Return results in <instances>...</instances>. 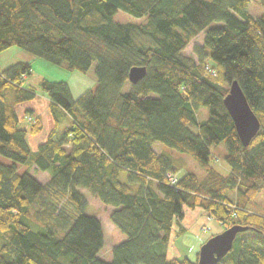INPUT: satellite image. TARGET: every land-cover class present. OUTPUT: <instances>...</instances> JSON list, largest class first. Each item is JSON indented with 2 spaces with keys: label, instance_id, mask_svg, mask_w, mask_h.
Masks as SVG:
<instances>
[{
  "label": "trees",
  "instance_id": "1",
  "mask_svg": "<svg viewBox=\"0 0 264 264\" xmlns=\"http://www.w3.org/2000/svg\"><path fill=\"white\" fill-rule=\"evenodd\" d=\"M251 1L0 0V54L16 46L83 74L95 65L97 79L77 99L64 80L40 81L54 125L33 149L42 118L28 109L24 127L17 110L38 95L32 64L0 66V155L10 161H0V264H199V251L169 255L196 209L245 227L217 264H264V209L254 208L264 190V13L254 17ZM201 33L196 64L184 49ZM134 66L147 69L135 84ZM235 79L261 122L248 146L224 103ZM156 143L202 174L178 176L184 163ZM221 144L226 173L212 152ZM80 189L112 207V260Z\"/></svg>",
  "mask_w": 264,
  "mask_h": 264
},
{
  "label": "rangeland",
  "instance_id": "2",
  "mask_svg": "<svg viewBox=\"0 0 264 264\" xmlns=\"http://www.w3.org/2000/svg\"><path fill=\"white\" fill-rule=\"evenodd\" d=\"M249 10L254 17H259L264 13V6L259 0H252L249 5ZM116 18L117 20L125 22L134 20L140 21L139 19L136 20L132 15L124 12L119 13ZM203 42L204 34L201 33L194 37L184 49V55L192 57L196 64L200 62V54L196 52V47L200 48L203 45ZM18 61L31 63L33 68L32 74L28 78V83L37 88L38 95L34 100L18 106L17 110L21 118H23L21 120V125L24 127L28 126V120L31 119L30 116L27 117V115H24L28 109H33L35 114L40 115L42 118V130L34 136H29L33 149H36L40 143L45 141L54 125L50 112L51 100L39 89L40 81L42 79L64 80L69 83L72 95L75 99H77L88 89L94 88L96 86L97 79L94 72L95 65H93L88 73L83 74L77 71H70L64 65H58L44 58L36 57L30 52L16 46L11 47L0 54V66L2 69H5ZM209 67L207 70L213 73ZM200 113L202 114H199L200 119L208 118V110L206 108H202ZM155 147H157L158 151L164 150L165 153L176 157L180 162L184 163V170L179 173L178 176L185 173V171L187 172L188 170L202 174L201 168L189 155L179 153L174 149L163 146L160 143H156ZM212 152L214 159H216V165L222 170V172H228L229 167L224 160V156L226 154V148L224 144H221L217 147H212ZM0 161L4 163L10 162L7 158L1 155ZM30 172L43 184H46L50 181V174L47 171L36 170V167L34 166L30 169ZM80 191L82 192L86 201V212L100 218L103 224L105 246L101 252V256L104 259L112 260L111 232L114 227L110 220V212L112 211V207L103 204L100 199L96 195L92 194L88 189H80ZM254 208L258 211H262L264 209V190L257 196ZM196 211L202 210L198 209ZM196 211H188V220L185 222L187 224V230L178 236V238L175 239L174 244L171 245V256H189L194 258L196 253L200 250L203 242L207 241L211 236L221 233L226 229V227L221 225L218 221L212 219L207 212L198 213ZM176 249L178 253L176 252Z\"/></svg>",
  "mask_w": 264,
  "mask_h": 264
},
{
  "label": "water",
  "instance_id": "3",
  "mask_svg": "<svg viewBox=\"0 0 264 264\" xmlns=\"http://www.w3.org/2000/svg\"><path fill=\"white\" fill-rule=\"evenodd\" d=\"M144 66H134L129 72V80L138 83L146 75ZM225 106L230 113L237 133L244 146H248L261 128V122L255 111L251 108L247 97L237 79L232 80L229 91L224 99ZM245 227L233 225L223 232L211 236L199 250V264H217L233 248L237 234Z\"/></svg>",
  "mask_w": 264,
  "mask_h": 264
},
{
  "label": "crops",
  "instance_id": "4",
  "mask_svg": "<svg viewBox=\"0 0 264 264\" xmlns=\"http://www.w3.org/2000/svg\"><path fill=\"white\" fill-rule=\"evenodd\" d=\"M196 210H198V209H196ZM196 210H194V211H196ZM196 212H198V213H200V212H203V211H196ZM186 214H185V217H184V220H183V223H184V226L186 227L187 226V224L185 223L188 219H187V211L185 212ZM176 252L178 253V251H177V249H176ZM169 255H170V249H169ZM171 256V255H170ZM172 256H174V255H172Z\"/></svg>",
  "mask_w": 264,
  "mask_h": 264
},
{
  "label": "built area",
  "instance_id": "5",
  "mask_svg": "<svg viewBox=\"0 0 264 264\" xmlns=\"http://www.w3.org/2000/svg\"><path fill=\"white\" fill-rule=\"evenodd\" d=\"M209 69H211V70H212V72L214 73V69H213L212 67H209Z\"/></svg>",
  "mask_w": 264,
  "mask_h": 264
}]
</instances>
